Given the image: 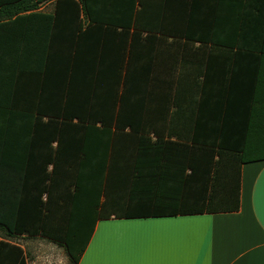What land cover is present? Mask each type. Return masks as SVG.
<instances>
[{
	"label": "trees",
	"instance_id": "16d2710c",
	"mask_svg": "<svg viewBox=\"0 0 264 264\" xmlns=\"http://www.w3.org/2000/svg\"><path fill=\"white\" fill-rule=\"evenodd\" d=\"M55 4L46 18L63 38L47 59L64 60L55 66L68 73L64 109L2 120L0 229L52 241L78 264L98 221L239 211L242 167L264 161V0ZM140 39L165 42L159 78L156 54L142 71L138 50L127 58ZM238 57L252 59L246 73ZM157 82L166 90L158 125ZM140 84L137 104L129 92ZM0 247L26 264L21 248Z\"/></svg>",
	"mask_w": 264,
	"mask_h": 264
},
{
	"label": "crops",
	"instance_id": "0c3cea01",
	"mask_svg": "<svg viewBox=\"0 0 264 264\" xmlns=\"http://www.w3.org/2000/svg\"><path fill=\"white\" fill-rule=\"evenodd\" d=\"M56 2L0 0V125L11 110L23 113L64 109L63 80L68 78V73L55 71L63 67L64 60L47 59V46L63 38L53 31L54 24L46 18L55 14ZM10 14H14L13 17H6ZM130 42L127 58L138 50L134 57L141 62L139 71L144 62H150L149 54H156L155 76L159 78V58L165 50V42L140 39L132 43L134 49H130ZM172 42L170 39L168 44ZM151 43H156V49H150ZM209 60L228 61L213 57ZM237 61L240 65L236 71L246 73L245 64L252 59L238 57ZM188 62L191 63L189 59ZM187 68L183 69L185 73H198L193 66ZM7 69H14V74L9 75ZM143 76L144 73L139 75ZM142 87V84L132 87L129 92L132 97L142 98L137 104L143 101L145 90ZM152 92L157 95L153 121L158 125L162 121L158 116L163 105L159 96L166 90L157 82ZM127 105L131 109L134 99ZM240 185L241 206L234 213L98 221L78 264H264V161L243 165ZM107 233L109 237L105 236ZM31 240L36 243L37 246H33L37 252H31ZM1 242L21 248L26 264L70 262L63 247L45 238L7 236L0 229ZM6 249L0 247V264H11Z\"/></svg>",
	"mask_w": 264,
	"mask_h": 264
},
{
	"label": "rangeland",
	"instance_id": "374dc122",
	"mask_svg": "<svg viewBox=\"0 0 264 264\" xmlns=\"http://www.w3.org/2000/svg\"><path fill=\"white\" fill-rule=\"evenodd\" d=\"M105 236H106V237H109V234L107 233ZM31 241H33V240H31ZM107 241H108V240H107ZM33 245L37 246L36 243L33 241V242H32V247H31V248H32L31 252H37V248H36L35 246H33ZM105 245L108 246V242H106ZM30 246H31V245L27 246V248H29ZM67 264H70V262L67 263Z\"/></svg>",
	"mask_w": 264,
	"mask_h": 264
}]
</instances>
